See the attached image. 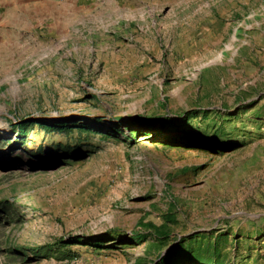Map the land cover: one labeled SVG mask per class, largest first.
Segmentation results:
<instances>
[{
	"label": "rangeland",
	"instance_id": "374dc122",
	"mask_svg": "<svg viewBox=\"0 0 264 264\" xmlns=\"http://www.w3.org/2000/svg\"><path fill=\"white\" fill-rule=\"evenodd\" d=\"M0 202V264H264V0H0Z\"/></svg>",
	"mask_w": 264,
	"mask_h": 264
},
{
	"label": "trees",
	"instance_id": "16d2710c",
	"mask_svg": "<svg viewBox=\"0 0 264 264\" xmlns=\"http://www.w3.org/2000/svg\"><path fill=\"white\" fill-rule=\"evenodd\" d=\"M40 126L46 130L54 131V126L46 125V124H40ZM26 127H27V124H25V123L19 124L17 126L18 133L21 134V137H23V135H25ZM8 210H9V206L4 202H0V211L4 212V213H8ZM208 248H209V246L206 248V251H208L207 250ZM198 249L200 250L201 248H198ZM30 251L32 252V255L35 259H55L58 261L71 259V255L69 254V251L64 249L61 241H58L57 243L52 244V245L38 246V247L30 249ZM210 251L212 254V258L210 255H208L210 258L208 257L207 259H215L216 261H218L220 253L216 247V244L212 246V250H210ZM188 252L189 253H183L182 254L179 252V249H177L171 255L169 253L165 254V256H163L159 260L158 264H174L172 262V260L173 261H182V259H184V258H185V260H188V261L195 259L193 257V255L195 256V254H192L191 250H188Z\"/></svg>",
	"mask_w": 264,
	"mask_h": 264
},
{
	"label": "crops",
	"instance_id": "0c3cea01",
	"mask_svg": "<svg viewBox=\"0 0 264 264\" xmlns=\"http://www.w3.org/2000/svg\"><path fill=\"white\" fill-rule=\"evenodd\" d=\"M84 12L85 10L83 7H80L78 4L69 6L54 4L49 12V21L51 23L55 22V24L63 22H76L79 21Z\"/></svg>",
	"mask_w": 264,
	"mask_h": 264
}]
</instances>
